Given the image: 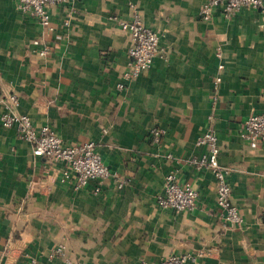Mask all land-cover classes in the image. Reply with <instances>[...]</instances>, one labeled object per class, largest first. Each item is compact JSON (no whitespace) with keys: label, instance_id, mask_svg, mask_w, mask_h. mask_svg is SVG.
<instances>
[{"label":"crops","instance_id":"crops-1","mask_svg":"<svg viewBox=\"0 0 264 264\" xmlns=\"http://www.w3.org/2000/svg\"><path fill=\"white\" fill-rule=\"evenodd\" d=\"M208 1L77 0L49 6L45 32L18 0H0V98L17 95L15 113L67 145L95 142L112 175L75 190L64 164L34 157L2 125L0 104V264H160L173 254L189 255L187 264H264V143L252 149L241 136L264 113V17L216 10L204 21ZM135 15L158 33L159 53L120 92L132 43L116 19ZM37 39L50 46L47 57ZM218 47L225 70L215 89ZM207 131L230 171L240 226L220 216L214 173L191 164L208 152L198 145ZM171 173L198 191L195 211L158 208ZM60 245L65 257L51 258Z\"/></svg>","mask_w":264,"mask_h":264},{"label":"built area","instance_id":"built-area-1","mask_svg":"<svg viewBox=\"0 0 264 264\" xmlns=\"http://www.w3.org/2000/svg\"><path fill=\"white\" fill-rule=\"evenodd\" d=\"M74 1L77 0H18L20 9L25 14L37 19L45 32L53 30L52 17L48 7ZM243 9L258 10L264 17V0H210L202 7L200 16L202 20L210 21L214 12L219 10L224 17L230 18ZM116 20L121 28L129 33L132 43L129 49L131 67L123 74V81L117 85L118 91L124 92L128 83L138 79L151 69L159 53L160 37L158 33L143 24L139 15H135L130 21ZM33 44L40 46L39 55L41 57H47L50 54L51 48L47 43L37 39ZM216 57L220 62L219 74L215 78L214 87L218 89L222 82L221 75L225 70L223 52L220 47L216 49ZM0 104L5 108V112L1 116L2 125L8 129H15L18 137L32 146L34 157H45L52 162L64 164L66 166L64 180L72 179L75 183V190L84 189L94 182L99 185L112 176L98 153L95 142L67 145L49 126L35 127L28 116L15 113V109L20 106V99L15 94L0 98ZM161 136L162 131L159 129L151 131V137L155 143L161 141ZM241 136L242 139L250 143L252 149H256L264 143V113L251 115L244 122ZM198 145L206 146L208 152L198 159H193L191 164L197 170H211L214 173L217 179V206L221 218L228 225H242L243 218L231 201L232 188L227 181L230 171L220 165L221 149L216 134L207 131L200 137ZM119 186L122 187L123 183ZM101 192V187H96L95 193L100 194ZM198 199L199 193L193 186L181 184L176 175L171 173L167 175L163 191L157 197V206L159 209L172 211L176 214L192 212L197 208ZM65 255L66 247L60 245L51 252L50 257H65ZM190 259L189 255L173 254L160 264H187ZM64 260L66 264H73L68 258Z\"/></svg>","mask_w":264,"mask_h":264},{"label":"trees","instance_id":"trees-1","mask_svg":"<svg viewBox=\"0 0 264 264\" xmlns=\"http://www.w3.org/2000/svg\"><path fill=\"white\" fill-rule=\"evenodd\" d=\"M0 97H1V94H0Z\"/></svg>","mask_w":264,"mask_h":264}]
</instances>
